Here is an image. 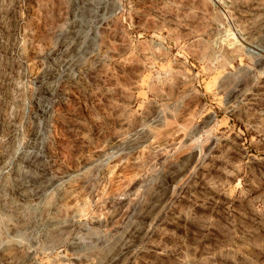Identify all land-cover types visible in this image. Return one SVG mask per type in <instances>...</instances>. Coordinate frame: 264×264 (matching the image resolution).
Wrapping results in <instances>:
<instances>
[{
    "label": "rangeland",
    "instance_id": "1",
    "mask_svg": "<svg viewBox=\"0 0 264 264\" xmlns=\"http://www.w3.org/2000/svg\"><path fill=\"white\" fill-rule=\"evenodd\" d=\"M0 264H264V0H0Z\"/></svg>",
    "mask_w": 264,
    "mask_h": 264
}]
</instances>
